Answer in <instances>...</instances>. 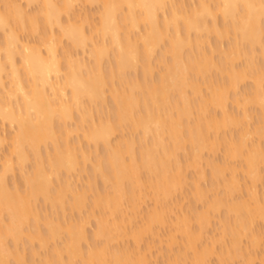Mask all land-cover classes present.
<instances>
[{
  "label": "bare ground",
  "instance_id": "bare-ground-1",
  "mask_svg": "<svg viewBox=\"0 0 264 264\" xmlns=\"http://www.w3.org/2000/svg\"><path fill=\"white\" fill-rule=\"evenodd\" d=\"M75 1L1 0L0 122L1 130L8 124L13 135L8 134L12 141L9 156L0 155V264H11V260L38 264V258L40 264H150L157 243H164L170 251L181 244L165 264L187 260L189 264H209L213 257L218 264H264V230L257 227L264 225V195L258 191L264 164L260 144L264 136V69L259 71L262 67L257 64V68L254 58L257 46L264 57V0H198L191 11L176 0H85L89 5L102 1L98 23L93 26L89 15L81 18L76 14ZM219 16L224 20L223 29ZM22 30L26 37H20L18 31ZM203 33H218L221 38L234 35L227 52L222 47L211 48L220 62L206 51ZM34 34H38L37 41ZM63 38L70 48L61 55ZM161 44L164 50L156 65L163 69L155 78L152 58ZM85 53L92 59L86 60ZM108 57L107 75L103 64ZM243 57L245 66L236 69L235 62ZM140 63L139 81L132 73L136 74ZM212 68L221 75L219 81L207 77ZM199 78L208 94H203ZM249 78L254 81V92L241 100L238 89ZM108 98L112 102L109 115L104 109ZM230 100L241 112H230ZM250 104L261 110L254 132L250 130ZM75 112L80 123L76 121L73 130ZM230 126L241 127L239 138L231 136L221 143L220 133ZM121 129H128L129 134L113 145L112 138ZM5 131H0V145L7 143ZM74 131H82L90 145L104 149L102 156L94 157L88 191H80L74 178L82 176L93 159L72 142ZM253 135L258 143L251 139ZM222 144L224 164L205 161V152L215 154ZM182 151L186 152L184 161ZM32 156L35 162L29 172ZM227 161L241 162V166ZM204 163L212 168L213 186L224 187L225 198L212 195L206 210L194 211L195 230L192 217L175 198L189 182L186 172L192 169L196 174L191 184L194 198L206 202L207 190L200 185L206 175ZM15 164L24 190L16 181L9 182ZM239 170L246 177V196L242 195ZM98 176L104 181L101 191L97 190ZM90 191L91 211L82 217ZM147 198L153 200V208L141 218ZM40 199L51 213L39 212ZM221 206L232 216L227 215L223 224L231 245L228 250L218 246L221 251H217V242H208L206 234L211 214ZM68 208L79 217H68ZM91 218L96 220V229L89 237ZM161 229H169L166 238L161 239ZM24 236L46 250L53 241L52 253L48 250L41 257L30 248L28 263L19 246ZM127 238L133 247L116 249L114 245ZM244 239L249 245L243 246Z\"/></svg>",
  "mask_w": 264,
  "mask_h": 264
},
{
  "label": "rangeland",
  "instance_id": "rangeland-1",
  "mask_svg": "<svg viewBox=\"0 0 264 264\" xmlns=\"http://www.w3.org/2000/svg\"><path fill=\"white\" fill-rule=\"evenodd\" d=\"M79 1V2H78ZM77 2H76V4H75V8H74V10H76V14L78 15V16H80L81 18H83V16L85 17V16H87L88 17V15L90 16V18H88V19H90V20H93V21H95V23H91V22H93V21H89L90 22V24L93 26L94 24L96 25L97 23H98V18H99V15H97V14H99L98 13V10L100 9L101 10V6H103V5H101L102 4V1L100 2L99 1V3L98 2H95L94 4H92V5H89V4H91V3H88L87 1H83L82 2V0H78ZM210 1H213L212 3H215V0H210ZM176 2H178V3H183L185 6H186V8L189 10L190 9V7L191 8H193V7H196V6H198V4H196L195 2H198V0H176ZM4 4V3H3ZM3 4L1 3V0H0V9L1 10H3L4 9V6H3ZM97 4V5H96ZM25 5V4H24ZM99 5V6H98ZM188 5V6H187ZM3 7V8H2ZM100 7V8H99ZM27 10H29V11H31L32 12V10H31V8H27ZM189 11H191V10H189ZM81 15H80V14ZM263 21H264V18H263ZM218 22H219V27H220V29H223L224 27L223 26H221V23H222V25H223V22H224V20H223V18L221 17V16H219V18H218ZM225 24V23H224ZM225 26V25H224ZM88 27H89V25H88ZM222 27V28H221ZM18 33H19V35H20V37H26L27 35V32L26 31H21V32H19L18 31ZM57 35L60 33V31L59 30H57ZM207 33H203V38H202V40L205 42V44H206V51L208 52V54H210L212 57H213V59H214V61H216L217 63L218 62H220L219 61V58H220V56H219V54L218 53H212L211 51H212V49L214 48V49H216V47H220V49H221V47L223 48L222 50L224 51V50H226L225 52H227L228 51V48H229V46H230V44H231V42H233V37H234V35L232 34V33H230L228 36H226L225 38H221L220 36H219V34L218 33H208V35H206ZM26 35V36H25ZM31 36V35H30ZM59 36V35H58ZM2 37H4L3 36V32L1 33L0 32V41H2ZM31 37H33V36H31ZM30 37V38H31ZM35 37V38H34ZM34 39H35V41H37L38 40V34H34ZM59 37H61V36H59ZM192 37H194V34L192 35ZM32 39V38H31ZM64 41V42H63ZM207 42H208V44H207ZM70 43L68 42V41H66V38H63L62 39V41H61V44L59 45V52L61 53V55H62V52L64 51V49H66V48H70V45H69ZM164 44H161V46L157 49V52H156V54L154 55V57L152 58V61H153V65L154 66H156V70L154 71V75H153V77H155V78H157V75H159L158 73L160 72V71H162V66L160 67V65H156V64H159L158 63V58H159V56L161 55V53L163 52V50H164V46H163ZM163 46V47H162ZM63 47V48H62ZM163 48V49H162ZM212 48V49H211ZM213 49V50H214ZM161 52H160V51ZM187 49H185V56H186V54H187V51H186ZM59 53V54H60ZM80 54H82V53H80ZM80 54H79V57H82V55L80 56ZM90 56V55H89ZM89 56H87V54L85 53L84 54V57H85V59L87 60V57H89ZM3 57V56H2ZM156 57V58H155ZM245 57V56H244ZM243 57V58H244ZM83 58V57H82ZM154 58L156 59V60H154ZM245 58H247V57H245ZM238 59V62H235V66H236V69H238L239 68V70L241 69V67H243V66H245V61L244 60H246V59ZM254 58H256L257 60H255V62H256V66H258L257 64H259L262 68H260L259 69V71L261 70V69H264V57H263V55H262V50H261V47L260 46H257L256 47V52H255V55H254ZM92 58H90L89 57V59L88 60H91ZM107 59V60H106ZM263 59V60H262ZM242 60V61H241ZM109 61H110V58L108 57V58H105V62H107V63H105L104 62V67H106L104 70L105 71H107V73H105V74H107L108 75V72H109V65H110V63H109ZM237 61V60H236ZM215 62V63H216ZM259 62V63H258ZM261 62V63H260ZM107 64V65H106ZM141 66V63L139 64V68H138V70H137V72H136V74H133L132 73V75H135V77H137V80H141L142 79V67H140ZM239 66V67H238ZM241 66V67H240ZM260 66H258L257 68H259ZM161 68V69H160ZM244 69V68H243ZM214 70V71H213ZM263 71L264 70H262V73H263ZM141 72V73H140ZM157 72V73H156ZM210 72H211V74H210ZM215 72H217L216 74H215ZM259 74H261V72H258ZM157 74V75H156ZM210 74V75H209ZM217 75H219L220 77H218ZM190 77L191 78H193L194 76L191 74L190 75ZM207 77H209V78H213L214 80H212V81H215V80H220L221 79V75L218 73V70H216V69H214V68H212L210 71H209V73H208V76ZM134 78V77H133ZM208 78V79H209ZM211 78V79H212ZM216 78V79H215ZM136 79V78H135ZM250 80H246V81H243L242 82V84H240V88L238 89V93L240 94L239 95V97H240V99L241 100H243V99H245V96L246 95H248V96H250L249 95V93H251V96H252V94H253V90L252 89H254L253 87V85H254V81H253V79L252 78H249ZM210 80V79H209ZM204 81H203V79L202 78H199V84L201 85V87H202V91H203V94L204 93H206V94H208V91L206 90L207 89V86L203 83ZM216 82V81H215ZM245 82V83H244ZM202 83V84H201ZM263 85H264V81H263ZM110 88V87H109ZM109 88H107L108 90H109ZM107 90V91H108ZM187 90L189 91V93L190 92H192V90L188 87L187 88ZM247 92H248V94H247ZM108 94H107V96H109V98L111 99V97H110V93H109V91L107 92ZM191 94V93H190ZM189 94V95H190ZM233 95V94H232ZM191 96H192V94H191ZM247 96V97H248ZM193 97H195V96H192V98ZM108 98V102H107V105H105L106 106V108L104 107V109H107L106 111H107V115H109L110 113H112L111 111H112V108H110V107H112V102H111V100ZM110 103V104H109ZM234 102L233 101H229V106H228V109L230 108V112L232 111L233 112V110H235L237 113H238V111L239 110H241V109H239V110H237V107H236V105H234L233 104ZM108 106H110V107H108ZM247 107H249L248 108V112H250L249 114H250V119H249V122H250V130H251V132H252V130H253V128H256V127H254L256 124H258V121L260 120V117H261V110H260V108L258 107V106H254V105H248ZM111 110V111H110ZM110 111V112H109ZM96 112V111H95ZM239 112H241V111H239ZM76 114L74 115L75 116V118H76V120H73L72 121V123H71V127L73 128V130H76L77 128H76V126H77V122H79L80 121V117L78 116V112H75ZM220 112H217V116H219L220 117V114H219ZM97 113H95V116H96V118H98L97 117V115H96ZM78 116V117H77ZM74 118V119H75ZM77 121V122H76ZM1 123V122H0ZM80 123V122H79ZM7 125L8 124H6V126L5 125H3V129L1 130V128H2V123L0 124V131L2 132L3 130H6L5 131V135H6V137L8 138L7 139V143L6 144H3V145H0V155L4 158V157H6L5 155H7V156H9V147H10V145H11V136L13 135V134H11V132L13 133V129H11V127L9 126V127H7ZM76 125V126H75ZM257 126V125H256ZM231 128H229V131H226V132H222V133H220V142L221 143H224L226 140H225V138H231V136L233 137V138H235V140H237L238 138H239V130L241 131V127L239 128H236V126H233V127H235V128H233L232 126H230ZM252 128V129H251ZM255 130V129H254ZM254 130H253V132H254ZM11 131V132H10ZM129 131H128V129L124 132V130L123 129H121V131H119V132H117V134L115 135V136H113V138H112V144L113 145H115V143H118V142H121L122 140H125V138L128 136V133ZM82 131H78V132H75L74 131V134H72V142L77 146V148L78 149H81V150H85V151H87V152H89L90 153V155H91V157H92V161L90 162H88L87 163V165L85 166V171L84 172H82V176H77V178L75 179L74 178V180L77 182V184H78V186H79V189H80V191H83L84 189H87V191H88V184H89V181H90V177H91V175L93 174L92 173V164H93V162H94V157H96L98 154L100 155V156H102L103 155V152H104V149H103V146L101 145L98 149L96 148V147H93V145H90L88 142H87V140L84 138V136H82ZM8 134H10L11 136L10 137H8L9 135ZM125 134V135H124ZM231 134H233V135H231ZM253 134V133H252ZM127 135V136H126ZM139 135V134H138ZM137 133H136V138H138L137 136ZM254 136V137H253ZM252 137H251V139L254 141V142H256V143H258L259 142V140H258V138H257V136L256 135H253ZM79 137V138H78ZM238 137V138H237ZM256 137V138H255ZM123 138V139H122ZM10 142V143H9ZM89 144V145H88ZM260 144H261V147H262V149H264V136L262 137V139L260 140ZM136 146H138V145H136ZM95 148H96V150H95ZM189 150V149H188ZM101 151V152H100ZM5 152V153H4ZM8 152V153H7ZM184 153H186V152H181V158H182V160L184 161V159H186L185 157H186V155L184 154ZM224 153H225V145L224 144H222L221 145V147L219 148V151H217L215 154L214 153H208V151H206L205 152V158L207 159V160H205V161H210V162H212V161H214V163L215 164H218V165H223L224 164V162L226 161L225 160V155H224ZM214 154V155H213ZM32 155V154H31ZM207 157H209V158H207ZM32 158H34V156H32L31 157V160H29V162H28V164H27V171H29V172H32V170H33V165L34 164H32V163H34L35 162V160L33 159L32 160ZM224 158V159H223ZM225 160V161H224ZM34 161V162H33ZM208 161V162H209ZM229 161V160H228ZM227 161V162H228ZM81 162H83V160H82V158H81ZM228 163H230V165H235V166H237V168H239V166H241V162H239V163H235V162H232V161H230V162H228ZM231 163H235V164H231ZM206 163H204V167L205 166H207V165H205ZM28 165H29V167H28ZM82 166H84L83 165V163H82ZM263 166H264V164H263ZM262 166V176H263V179H262V182L261 183H259L258 184V191H259V194L261 195V194H263L264 195V167ZM32 169H31V168ZM0 168H1V166H0ZM242 168V167H241ZM31 170V171H30ZM211 170H212V168L208 165L206 168H205V173H206V175L200 180V185L202 186L201 188H202V190H207V192H205L206 193V197H205V199H206V202H208V203H206V202H203V201H200V202H196V200H195V198H194V190H193V188H194V185H192L191 186V184H194V180H196V174H195V172L192 170V169H189V171L187 170V181L189 180V182L186 184V186L184 187V189L182 190V192H180L178 195H177V199L175 198V200H177V201H179L178 203H180L181 205H182V208H181V206H180V208L181 209H183V212H186V213H188L190 216H189V218L190 217H192L191 219V225L193 226V229H195L196 230V228H198V223L196 222V220L194 219V216L196 215V213H199V212H202L204 209L206 210V208L208 207V205H209V203L211 202V200H212V198H214V197H212V195L214 196V195H216L218 198H225V196H224V187L223 186H216V187H214L213 186V180H212V177H211ZM242 170V169H241ZM241 170H239L238 171V174H239V180H241V183L243 184V186H242V191L244 192V193H242V195H245V193H246V188L244 187L245 186V181H246V177H244L245 175H243V173L241 172ZM242 173V174H241ZM13 174H11L10 176H9V182L11 183V184H13V183H15V181H16V183L18 184V186H20V188H21V190H24V182H23V179H22V176H21V172H20V170H19V168L16 166V164H15V171H14V175L12 176ZM79 178V179H78ZM16 179V180H15ZM78 179V180H77ZM89 180V181H88ZM243 180H245V181H243ZM193 182V183H192ZM188 184H190V185H188ZM96 185H97V190L99 189L100 191L102 190V189H104V181H103V179L100 177V176H98L97 178H96ZM213 187V188H212ZM204 188V189H203ZM218 188V189H217ZM211 189H214V191H212ZM215 189H217V190H215ZM98 190V191H99ZM204 190V191H205ZM193 191V192H192ZM93 192H87V200H86V204H87V207H86V209H85V211H84V213H82L81 214V216L82 217H84V216H87L88 215V213H86V211H88V212H90L91 211V208H90V204H92V199H93V194H92ZM237 197H239L238 195H237V193L235 194ZM246 196V195H245ZM262 196V195H261ZM151 198V197H150ZM150 198H147V200H146V205H145V203H144V205H142V214H141V218H146V216H147V214H148V211H150L151 210V207L153 206V204H154V202H153V200H151ZM208 198V199H207ZM210 199V200H209ZM42 199H40L38 202H37V204H38V207H39V212L41 213V214H43L45 211H47L48 210V213H51V208H50V206L48 205L47 206V204H45V202L44 201H41ZM238 200H236V202H237ZM239 201H240V199H239ZM238 201V202H239ZM201 202H203V203H201ZM205 203V204H204ZM179 204V205H180ZM150 206V207H149ZM88 208V209H87ZM149 208V209H148ZM153 208V207H152ZM193 208H196V209H193ZM90 209V210H89ZM179 211H182V210H177V212L179 213V214H181V212H179ZM191 211V212H190ZM196 213H195V212ZM199 211V212H198ZM193 213V214H192ZM194 213H195V215H194ZM66 214H67V216L68 217H79V215H78V213L77 212H73L72 210H70L69 208L66 210ZM145 215V216H144ZM194 215V216H193ZM227 215H229L230 217H232L230 214H228L227 213V209H226V207L225 206H221L220 207V209L217 211V212H215V213H212L211 214V226H210V228L208 229V232H207V234H206V238H208V239H210V240H208V242H211V240H213V241H216L217 243H216V250L217 251H221V248H219L221 245V247H223V249L224 250H228V249H230V245H231V237L229 236V235H227V234H225V232H224V228H223V224H224V222H225V219H226V216ZM144 216V217H143ZM141 218H139L138 219V222L137 223H139L140 222V224L139 225H141ZM229 218V217H228ZM230 220H233V219H231V218H229ZM94 221H96L94 218H91V221H90V223L88 224V227H87V233H88V235H89V237H92V235H93V232L95 231V229H96V222H94ZM42 223L43 222H41V228L42 229H44L43 231H45L46 232V227L44 226V225H42ZM136 225H138V224H136ZM136 227V226H135ZM257 227H259L262 231L264 230V225H262V224H260V225H257ZM168 230L169 229H161L160 230V237H161V239L162 238H166L167 236V234L169 233L168 232ZM28 233V232H27ZM25 238L24 239H22L23 241L20 243V248H21V250L24 252V254H25V257H26V261L29 263V261L31 260L30 258H32V251H33V249H30V248H34L37 252H39L41 255V257L42 256H44L46 253H49V255L52 253V251H53V248H54V243H53V241H50V243H49V245L50 246H48V248H47V250L46 249H43V248H40V246H39V243L37 242V241H35L33 244H31V243H29V241H28V239L26 238V236H24ZM128 240H124V241H121L120 242V244L119 245H117V244H115L114 246H116V249H120V248H122V247H124V246H127L128 245V247H133V241L130 239V238H127ZM222 239V240H221ZM26 241V242H25ZM149 241H150V239H149ZM181 241V240H180ZM9 242V245L10 246H12L13 245V242L11 241V240H9L8 241ZM23 242H25V243H23ZM29 244H28V243ZM92 242V244H93V240L91 239L90 240V243ZM220 242V243H219ZM38 243V244H37ZM57 243V242H56ZM58 243L60 244L61 243V241H59L58 240ZM203 244H205L206 243V240H203V242H202ZM201 243V244H202ZM223 243V244H222ZM22 244H23V246H24V248H23V246H22ZM53 244V245H52ZM95 244V243H94ZM217 244H220V245H217ZM225 244V245H224ZM31 245H33V246H31ZM84 248H88L87 246H86V244L84 243ZM181 244H179V246H180ZM247 245H249V243H248V240L247 239H244V241H243V246H247ZM35 246V247H34ZM179 246H176L175 247V249H173V250H171L170 251V249H168L167 247H166V245L163 243L162 245L161 244H159V243H157V249H155L154 251H153V254H152V257L150 258V264H165V261L167 260V258H168V256H172V255H175V254H177L178 252H179V249H180V247ZM204 246V245H203ZM219 246V247H218ZM224 246H226V247H224ZM43 249V250H42ZM48 250H50L49 252H46V251H48ZM86 251H87V249H85ZM44 252H45V254H44ZM38 258V257H37ZM39 260V258L37 259V263L38 264H40V261H38ZM11 261H13V262H11V264H14L15 262H14V260H11ZM189 264V260H187V261H181L180 262V264ZM219 262H218V259L217 258H212L211 259V262H209V264H218ZM242 263H244V262H240L239 264H242ZM260 262H256L255 264H259ZM245 264V263H244Z\"/></svg>",
  "mask_w": 264,
  "mask_h": 264
}]
</instances>
